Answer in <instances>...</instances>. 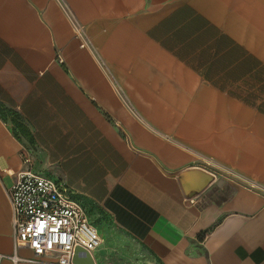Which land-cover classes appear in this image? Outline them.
<instances>
[{
	"label": "crops",
	"instance_id": "obj_1",
	"mask_svg": "<svg viewBox=\"0 0 264 264\" xmlns=\"http://www.w3.org/2000/svg\"><path fill=\"white\" fill-rule=\"evenodd\" d=\"M21 170L76 192L95 264H264V0H0V264H54L15 248Z\"/></svg>",
	"mask_w": 264,
	"mask_h": 264
},
{
	"label": "built area",
	"instance_id": "obj_2",
	"mask_svg": "<svg viewBox=\"0 0 264 264\" xmlns=\"http://www.w3.org/2000/svg\"><path fill=\"white\" fill-rule=\"evenodd\" d=\"M64 9L84 47L88 42L84 27L75 20L67 7L64 6ZM248 184L264 192V183ZM6 195L12 209L15 248L28 247L33 252V257L20 259L38 263L74 264L77 247L92 254L100 246L102 239L99 231L90 222L86 207L67 183L31 170H21L15 174L12 185L6 189ZM11 258L14 261L19 259L16 255Z\"/></svg>",
	"mask_w": 264,
	"mask_h": 264
},
{
	"label": "water",
	"instance_id": "obj_3",
	"mask_svg": "<svg viewBox=\"0 0 264 264\" xmlns=\"http://www.w3.org/2000/svg\"><path fill=\"white\" fill-rule=\"evenodd\" d=\"M74 264H95L94 259L90 252L81 247H77L73 257Z\"/></svg>",
	"mask_w": 264,
	"mask_h": 264
},
{
	"label": "rangeland",
	"instance_id": "obj_4",
	"mask_svg": "<svg viewBox=\"0 0 264 264\" xmlns=\"http://www.w3.org/2000/svg\"><path fill=\"white\" fill-rule=\"evenodd\" d=\"M6 182H8V179H6Z\"/></svg>",
	"mask_w": 264,
	"mask_h": 264
}]
</instances>
